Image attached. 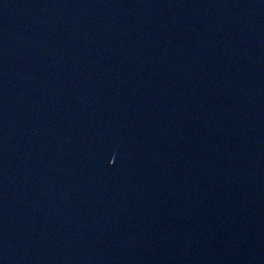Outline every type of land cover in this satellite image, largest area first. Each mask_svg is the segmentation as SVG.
Wrapping results in <instances>:
<instances>
[{
  "label": "water",
  "instance_id": "obj_1",
  "mask_svg": "<svg viewBox=\"0 0 264 264\" xmlns=\"http://www.w3.org/2000/svg\"><path fill=\"white\" fill-rule=\"evenodd\" d=\"M0 264H264V0H0Z\"/></svg>",
  "mask_w": 264,
  "mask_h": 264
}]
</instances>
